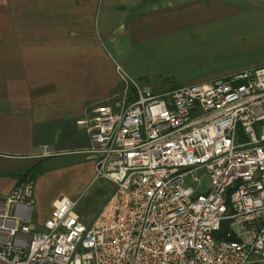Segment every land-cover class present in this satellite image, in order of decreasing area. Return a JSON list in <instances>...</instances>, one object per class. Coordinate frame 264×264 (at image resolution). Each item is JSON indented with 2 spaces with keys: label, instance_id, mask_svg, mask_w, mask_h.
Segmentation results:
<instances>
[{
  "label": "built area",
  "instance_id": "obj_1",
  "mask_svg": "<svg viewBox=\"0 0 264 264\" xmlns=\"http://www.w3.org/2000/svg\"><path fill=\"white\" fill-rule=\"evenodd\" d=\"M115 71L76 122L111 195L87 224L81 196L38 221L26 177L0 196V264H264V67L162 93Z\"/></svg>",
  "mask_w": 264,
  "mask_h": 264
},
{
  "label": "crops",
  "instance_id": "obj_2",
  "mask_svg": "<svg viewBox=\"0 0 264 264\" xmlns=\"http://www.w3.org/2000/svg\"><path fill=\"white\" fill-rule=\"evenodd\" d=\"M216 21L244 34L257 53L215 79L264 67V0H0V196L19 175L34 174L38 221L57 198L80 196L94 165L76 122L118 90L115 67L129 71L120 60L131 52L124 42L142 47L141 38L153 34L174 48ZM68 173L83 176L84 185L42 203L37 186Z\"/></svg>",
  "mask_w": 264,
  "mask_h": 264
},
{
  "label": "rangeland",
  "instance_id": "obj_3",
  "mask_svg": "<svg viewBox=\"0 0 264 264\" xmlns=\"http://www.w3.org/2000/svg\"><path fill=\"white\" fill-rule=\"evenodd\" d=\"M233 4L244 7L254 3L234 1ZM227 24L212 22L207 29L190 35L189 40L175 41L174 48L164 45L165 41L157 42L152 38L155 36L153 34L141 38V43H144L142 47L134 45L136 43L129 39L130 44L126 41L124 45L125 49H130L131 52L128 54L125 50V58L122 56L120 60L124 64L128 63L127 75L133 81L140 86L151 88L154 93L215 80L232 68L245 67L248 62L256 61L254 53L257 51L254 52L253 45L243 40L244 34H238ZM181 37L186 39L184 35ZM157 44L159 45L155 46ZM59 177L61 178L56 179L54 183L42 182L37 186L42 194V203L48 205L56 194H72L85 182L83 176H75L74 173L62 174ZM112 191V185L103 179L90 182L80 195L75 213L84 223H89Z\"/></svg>",
  "mask_w": 264,
  "mask_h": 264
},
{
  "label": "trees",
  "instance_id": "obj_4",
  "mask_svg": "<svg viewBox=\"0 0 264 264\" xmlns=\"http://www.w3.org/2000/svg\"><path fill=\"white\" fill-rule=\"evenodd\" d=\"M171 89H174V88H171ZM27 176H29L31 180H34V177H35L34 174L28 175V173H25L23 175H19L16 178L18 179L19 182H21ZM107 199H106V201H107ZM214 239L216 241H233V240H236L235 236L232 234L231 230L229 229V225L227 222H224L221 224L219 231L214 234Z\"/></svg>",
  "mask_w": 264,
  "mask_h": 264
}]
</instances>
